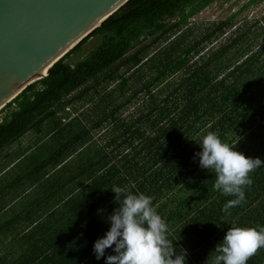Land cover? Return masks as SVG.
<instances>
[{"label":"trees","instance_id":"1","mask_svg":"<svg viewBox=\"0 0 264 264\" xmlns=\"http://www.w3.org/2000/svg\"><path fill=\"white\" fill-rule=\"evenodd\" d=\"M214 1L128 0L58 60L47 76L0 109L1 150L35 121L56 118L59 110L75 102L83 108L77 113L84 118L79 129L89 143L76 138L74 146H87L86 218L82 224L74 222L78 232L61 248L36 255V264H105L103 257L95 259L92 245L108 229L106 217L121 199L114 198L113 186L153 198L168 225V239L174 240L177 251L186 250V264H212L214 254L205 251L209 225L226 219L223 206L234 197L214 189L215 173L198 166L196 143L212 132L225 143L237 142L236 149L246 156L264 161V24L259 25L264 16L235 26L241 9L255 1L249 0L230 18L211 22L186 43L188 30L183 26ZM226 32L230 35L214 47ZM93 38L95 46L73 61ZM139 95L146 98L145 111L130 120L116 116ZM102 126H111V136L97 146L91 131ZM261 175L264 166L250 173L251 180ZM110 254L106 249L105 255Z\"/></svg>","mask_w":264,"mask_h":264},{"label":"crops","instance_id":"2","mask_svg":"<svg viewBox=\"0 0 264 264\" xmlns=\"http://www.w3.org/2000/svg\"><path fill=\"white\" fill-rule=\"evenodd\" d=\"M66 116L60 123L58 113L56 118L44 119L37 124L35 121L0 150V264H36V255L61 248L63 242L78 232L74 222L82 224L84 216L86 218L84 210L89 204L87 185L90 179L88 152L87 146H74V142H77L76 138L85 140L84 144L89 142L79 129L83 118L77 114ZM94 132L91 131L92 142L100 146ZM52 145L57 146L53 148ZM41 149H45L44 156H40ZM32 153L37 158L34 167L20 170L22 161ZM70 163L73 164L69 167ZM13 168L15 170L8 174ZM13 186L18 189L12 190ZM250 187L251 192L245 190V200L240 209L236 206L232 218L229 219V209L223 222L209 225L211 237L205 250L207 254L216 255V244L232 225L264 226V175L254 177ZM24 194H30V197L21 203ZM248 264H264V248L259 249Z\"/></svg>","mask_w":264,"mask_h":264},{"label":"clouds","instance_id":"3","mask_svg":"<svg viewBox=\"0 0 264 264\" xmlns=\"http://www.w3.org/2000/svg\"><path fill=\"white\" fill-rule=\"evenodd\" d=\"M240 139V138H239ZM238 141V140H237ZM237 143V142H236ZM234 145L223 142L215 133L202 136L200 150L194 153L198 166L215 173L213 187L228 200L223 211L245 200V187L252 184L250 173L264 166L260 157L246 156ZM118 206L106 217L109 225L92 245L95 259L104 258L105 264H186V250L168 239V225L153 205V198L144 193H133L120 186L110 189ZM264 248V226H230L215 246L212 264H248L256 252ZM111 249L110 255H105Z\"/></svg>","mask_w":264,"mask_h":264},{"label":"water","instance_id":"4","mask_svg":"<svg viewBox=\"0 0 264 264\" xmlns=\"http://www.w3.org/2000/svg\"><path fill=\"white\" fill-rule=\"evenodd\" d=\"M128 0H0V109Z\"/></svg>","mask_w":264,"mask_h":264},{"label":"rangeland","instance_id":"5","mask_svg":"<svg viewBox=\"0 0 264 264\" xmlns=\"http://www.w3.org/2000/svg\"><path fill=\"white\" fill-rule=\"evenodd\" d=\"M248 1L249 0H215L214 2L208 4L200 12L190 17L187 23L185 24V26H183V30H188V35H187L185 42L186 43L191 42L195 36H199L201 31L207 25H210L211 22H215L218 20H225V19L230 18L235 12H238V10H240L242 6L246 4ZM263 16H264V0H255L251 5L241 9V11L235 17L234 24L237 27H244L243 25H246V24L249 25L253 23L255 19H261ZM169 21H171V19ZM262 24H264V21L259 22V25L263 27ZM235 26L232 27V30L233 29L235 30L234 28ZM229 35H230V32H226V34H224L221 37V39L218 40V42L217 41L213 42L214 47L218 46ZM95 44H96L95 38L88 41L81 51L73 55L72 60L77 61L81 59L82 57H84L86 53L89 52L95 46ZM140 83L141 82L137 83V86ZM131 93H132V90L126 91L124 93L125 96H123L120 100H117L116 102L122 101L125 97H128ZM117 95L118 93L116 92L114 94V97H117ZM145 101H146V98H143V95H139L137 98L133 99L131 103H129L128 105L123 107L120 111H118L116 113V116H120L126 120H130L131 118L134 119L135 116H137L139 110L145 111L144 106H143V103ZM80 106L82 105H80L79 102L72 103V105L70 106L71 108L70 107L68 108L72 110L75 114L71 113V111L67 107H65L64 110L58 111V116L61 117V120H65L66 118L65 119H62V118L66 116V112H69L70 115H76L78 112H80L83 109ZM111 108L112 106H109L107 109H111ZM93 113L96 114L95 112ZM91 118H92L91 114L86 116V119L84 120V122L87 126L91 124V121H90ZM1 119H2V114H0V121ZM87 122H90V123L88 124ZM105 126H102L101 128L94 130L95 131L94 133H96L95 138L99 139V144H104L105 141L108 140L111 136L110 135L111 126H108V127H105ZM58 138L55 137L54 139H58ZM52 146L53 148H55L57 145H52ZM40 152H41L40 156H42L43 155L42 152H45V149H41ZM36 159H37L36 154L34 153L30 154V156L25 157V159L20 164V170L32 169L34 167V164H36ZM72 164L73 163H70L69 167L72 166ZM14 168H17V166ZM14 168L10 170L8 174L13 172V170H15ZM5 178L8 179L9 178L8 175H5ZM17 189H18V186L17 187L13 186L12 190L16 191ZM29 197H30V194H24L21 197V201H22L21 203L26 202Z\"/></svg>","mask_w":264,"mask_h":264},{"label":"built area","instance_id":"6","mask_svg":"<svg viewBox=\"0 0 264 264\" xmlns=\"http://www.w3.org/2000/svg\"><path fill=\"white\" fill-rule=\"evenodd\" d=\"M69 109V108H68Z\"/></svg>","mask_w":264,"mask_h":264}]
</instances>
